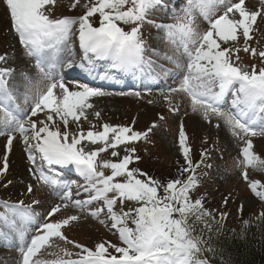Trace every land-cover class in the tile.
Returning <instances> with one entry per match:
<instances>
[{
	"label": "snow or ice",
	"instance_id": "6c2138e0",
	"mask_svg": "<svg viewBox=\"0 0 264 264\" xmlns=\"http://www.w3.org/2000/svg\"><path fill=\"white\" fill-rule=\"evenodd\" d=\"M3 2L20 43L29 56L36 57L40 80L47 81L43 89L35 85L25 92L27 101L29 93L34 91L31 96L32 107L25 114L19 110V105L12 107L9 104L15 97L8 91L6 78L12 75L14 69L0 68V136L7 139V152L11 151L13 140L19 134L27 145L28 159L34 166L37 165V153L41 162H46L48 166H75L85 181L77 195L83 194L86 199H76L74 204L83 209L99 203L100 206L89 209L88 215L99 219L102 224L105 220L100 217L107 216L123 244L117 246L105 241L96 244L93 249L68 240L61 229L80 219L79 216L72 215L57 222L40 225L38 231L41 234L35 235L30 242L22 243L19 247L22 264H212L217 256V249L212 246L210 237L205 239L204 233H212L214 225L216 231L222 228L221 221L226 218L227 213L219 212L218 221L217 212L205 207V198L193 196L194 190L199 186L197 169L201 166L210 167L205 164L207 151L201 153L198 162H193L191 148L181 125L179 145L185 164L178 169V178L162 183L146 172L130 167L141 159L136 155V148L130 145L141 139L148 140L152 127L139 132L128 126L104 124L101 132L89 130L84 133L81 130L77 134L70 133L67 130L69 117L77 123L82 116L87 119L86 109L93 108L89 98L109 93L87 84L79 85L81 90L69 89L63 78L53 74L55 64L48 59L49 55L68 48L73 27L78 24L80 47L86 59L109 58L114 68L124 70L136 67L144 59L145 44L141 28L145 22L154 23L148 21V16L159 0H84L83 15L59 19L45 11L47 6H55L56 0ZM77 6H81V0H73L72 9ZM221 8L222 14L217 15ZM194 12L208 21L209 27L203 33L197 31ZM97 16L99 26H94L92 18ZM258 19L264 22V7L249 10L245 6V0H188V6L183 15L178 16L177 23L156 26L165 29L168 39L178 44L188 57V75L179 91L186 92L191 97L192 110L201 111L209 123L212 122L211 116L215 115L223 119L235 135L242 134V176L251 192L264 201V182L250 178L248 173L250 167L264 169V158L255 152L252 140V137L264 136V121L257 123L252 118L257 111L264 112V67L257 69L252 65L251 70H246L232 60L233 56L239 60V48L221 46L222 43L238 41L242 35L246 43L243 51H250L253 57L258 55L264 61V51L257 52L256 48L247 45V41L252 39L251 33ZM122 24L132 27L125 31ZM0 63H7L6 55H0ZM67 63L71 66V56ZM236 84L238 87L235 88L232 103L237 111L224 112L219 107L220 101L225 91ZM212 85H218L219 91ZM135 95L139 96V93ZM171 110L175 112L178 108L173 107ZM38 113H44L46 118L33 119ZM95 115L99 117L100 113L96 112ZM56 117L63 123L64 131L51 126L55 124ZM85 140L102 146L85 151ZM121 145H125L122 157L117 150ZM108 149H112L111 156L117 159L98 162L99 155ZM7 152L2 158L0 178H6L8 172ZM104 169H109L110 174H106ZM35 171L40 173L37 178L44 183H57L46 176L42 168L36 167ZM28 192H32L31 186L28 187ZM71 197L72 190L68 187L62 199L69 200ZM126 202H135L138 206L125 210ZM223 203L227 205L228 199ZM5 206L13 214L18 210L27 212L23 201H20L19 206ZM59 210L60 205H57L49 216ZM0 219L6 225L10 222L23 240L26 233L21 224L16 220L9 221L8 216ZM256 219L264 222V211H260ZM130 224L133 226H129ZM243 224L248 227L250 221L244 220ZM53 237L80 249L78 258L71 259L73 253L65 249L64 255L69 259L59 258L50 262L35 260L40 249L49 244ZM109 249H113L115 254ZM221 264L224 262L221 261Z\"/></svg>",
	"mask_w": 264,
	"mask_h": 264
},
{
	"label": "rangeland",
	"instance_id": "374dc122",
	"mask_svg": "<svg viewBox=\"0 0 264 264\" xmlns=\"http://www.w3.org/2000/svg\"><path fill=\"white\" fill-rule=\"evenodd\" d=\"M83 2L84 0H81V6L72 9L73 0H56L55 6L49 5L45 11L53 18L67 15L78 18L85 11L82 7ZM231 2H236V0H231ZM172 4L171 10H174L176 14L156 5L148 16V21H153L154 23L146 22L148 25L144 23L141 28V35L145 44L144 56H146V62L141 66L145 70V74L141 78L143 86H140L139 81L134 80V90L122 91L125 88H120L110 93L101 89L109 94L100 97H90L89 103L93 104V108L86 109L87 119L82 116L79 123H77L69 117L67 130L73 134H77L81 130L84 133L89 130L101 132L103 131V125L109 124L112 126H128L133 131L145 132L152 127L148 140L141 139L130 145V147L136 148V155L141 157L138 163L134 162L130 167L138 168L163 183L178 178V169L185 164L179 145V133L181 125H183L187 136V144L191 148L190 155L193 162H198L201 159V153L207 151L208 158L205 160V164L210 165V167L201 166L197 169L196 175L199 179V186L194 190L193 196L196 198L204 197L205 207L217 212V218L220 219L219 212H226L227 216L222 221L229 226H238L246 220L245 216L248 217L250 214H256L264 210V201H261L251 192L242 176L243 166L240 165V161L243 159L242 148L244 146L242 134L240 136L235 135L233 129L223 119L215 115L211 116L212 122L209 123L201 111L194 112L192 110L191 97L186 92L179 91L184 78L188 75V57L183 54V49L178 44L172 43L168 39L165 29L156 26L159 24L177 23L178 16L183 15L184 10L188 6V0H173ZM245 6L249 10L255 11L264 7V4H262V0H245ZM222 11V8L219 9L217 15L222 14ZM193 15L195 16L197 31L200 33L206 31L209 27L208 21L199 15L198 12H194ZM92 19L94 26H99L98 16ZM121 26L124 27L125 31L130 30L132 27V25L123 24ZM78 30L79 25L77 24L73 27L72 35L68 40L70 52L69 48H64L62 51L48 56V59L55 64L53 74L56 73L58 78H63L64 83L73 91L81 90L78 86L84 84L100 89L101 85L97 82L98 76H94L91 79L83 78L85 81L79 79L68 80L66 77L67 71L63 72V77L58 72L64 66V63L67 62L69 56L72 59L71 65L74 67L79 66V63L74 62L79 59L82 61L85 59L84 56L78 55V52L80 54L83 49H76L80 46ZM251 37L252 39L247 41V45L251 48H256L257 52L264 51V22L257 20ZM221 46L232 49L239 48V60L237 61L235 56L232 57V60L234 63L244 66L246 70H251L252 65H255L257 69L264 67V61L258 55L253 57L250 51H243L246 43L242 35L238 41L222 43ZM76 50L78 51L77 56L74 54ZM0 55H6L7 57V63H0V68L9 67L14 69L12 75L6 78L8 91L18 97L17 105H19V110L23 113H28L33 103L31 96L34 91L29 93L27 101H25L24 97L25 92L35 85H39L43 89L47 81L40 80L36 58L27 54L24 46L20 43L18 34L12 29L10 16L3 0H0ZM116 74L120 78L125 79V71L116 72ZM124 79H120L119 82ZM110 82L113 83L114 80L111 79ZM212 86L216 91H219V88L215 87L216 85ZM237 87L238 84L225 91L219 104L222 111L232 113L237 111L232 103L235 99L234 93ZM172 89H177V91H172ZM135 93H139V96L135 95ZM173 107L178 108V111H172ZM96 112L100 113L99 117H96ZM45 118L44 113H38L37 117H33V119L38 120H44ZM252 118L257 123H260L264 121V112L257 111ZM55 120V124L51 126L54 129L59 127L61 131H64V125L59 117H56ZM217 124L219 127H217ZM153 125L156 126L153 127ZM6 140L5 136H0V166H2V158L7 152ZM252 140L255 152L261 158H264V136L252 137ZM83 143L87 145L85 151L96 150L102 146V144H92L87 140ZM14 146L18 147L17 149L22 155ZM26 148L27 145L24 141H18L17 143L13 141L12 153L7 152L9 168L6 178H0V217L5 215L9 217V221L16 220L24 228L26 235L22 240L19 231L13 229L10 222L6 225L0 219V264H22V255L19 252V247L22 243L27 242L29 238L31 239L36 235L35 232L38 231L39 226L45 222V214L48 215L47 222H57L72 215L79 216L80 219L78 221L70 222L61 231L68 240L84 245L87 248L94 249L96 244L105 241L117 246H123L118 231L111 227L112 222L107 216L100 217V219L103 218L105 220V223L102 224L99 219L84 215V208L71 209L65 207L53 219L49 218V213L51 212L49 208L55 203L50 201L51 195L49 192L64 182L71 184L73 182L71 180L72 175L70 174L68 179L63 180L54 167H47L46 162H41L38 153L37 165L32 166L27 158ZM124 148L125 145H121L117 149L121 157L125 154ZM111 151L112 149H108V151L101 153L98 157V162L116 160L117 158L111 156ZM15 152L18 158L15 156ZM29 164L31 165L30 172L33 175V179L29 178L26 189L22 187L25 192L21 200L19 195H17V188L12 186V183H8V181H11L12 178H17L19 182L23 183L22 178L26 177ZM36 167L42 168L44 174L56 180L57 183L46 184L38 179L37 177L40 173L35 171ZM104 171L106 174H110L109 169H104ZM248 173L250 178L264 182V169L250 167L248 168ZM5 185L7 186L5 187ZM29 186L32 187L31 193L28 192ZM76 192L78 190H75L71 199L68 200L70 204H74L76 199L83 200V198H77L74 195ZM54 194L56 195V192ZM226 198L228 199V204L224 205L223 201ZM20 201H23V205L27 209L26 213L23 210H18L16 214H13L5 206V204L10 205L13 202ZM27 201L33 202V205L27 203ZM52 201H54V197ZM65 204L68 205V203ZM241 205H243L242 211ZM137 206L135 202H126L125 210L129 207ZM6 208L10 212H4ZM129 226L133 225L130 224ZM65 249L73 253V256L70 257L71 259L78 258V254L81 251L75 248L73 244L53 237L49 241V245L45 248L43 246L34 259L49 262L59 258L69 259V257L64 255ZM109 251L115 254L113 249H109Z\"/></svg>",
	"mask_w": 264,
	"mask_h": 264
},
{
	"label": "trees",
	"instance_id": "16d2710c",
	"mask_svg": "<svg viewBox=\"0 0 264 264\" xmlns=\"http://www.w3.org/2000/svg\"><path fill=\"white\" fill-rule=\"evenodd\" d=\"M258 214L245 216L250 221L248 227L243 222L229 226L221 221L223 227L218 231L214 225L212 233H204L205 239L210 237L212 246L217 249L212 264H221V261L224 264H264V222L256 219Z\"/></svg>",
	"mask_w": 264,
	"mask_h": 264
},
{
	"label": "bare ground",
	"instance_id": "6f19581e",
	"mask_svg": "<svg viewBox=\"0 0 264 264\" xmlns=\"http://www.w3.org/2000/svg\"><path fill=\"white\" fill-rule=\"evenodd\" d=\"M160 4H161V3H160ZM162 5H163V2H162ZM13 46H14V45H13ZM14 50H15V49H14ZM14 50H13V52H14ZM18 50H19V49H18ZM11 51H12V50H11ZM12 54H13V53H12ZM14 55H15V54H14ZM103 59L105 60V59H107V58H103ZM108 59H109V58H108ZM110 60H111V59H110ZM111 62H112V60H111ZM73 67H74V66H73ZM9 103H11V101H9ZM6 141H7V140H6ZM14 148L17 149L18 147H17V146H14ZM17 150H18V149H17ZM18 152L22 155V153H21L19 150H18ZM15 153H16V152H15ZM15 153H14V154H15ZM15 156L18 158L17 153L15 154ZM56 168L60 169V166H59V165H58V166L56 165ZM62 171H63V170H62ZM60 173H61V172H60ZM65 173H66V172H65ZM60 191H61V192H60ZM59 193H62L61 188H60V190H57V191H56V195L59 194ZM7 228H8V227H7ZM10 233H11V232H10ZM10 233H9V235H10ZM11 234H12V233H11Z\"/></svg>",
	"mask_w": 264,
	"mask_h": 264
}]
</instances>
